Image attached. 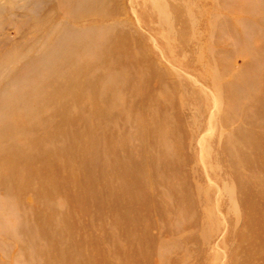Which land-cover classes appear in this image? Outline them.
I'll return each instance as SVG.
<instances>
[{"label":"rangeland","instance_id":"374dc122","mask_svg":"<svg viewBox=\"0 0 264 264\" xmlns=\"http://www.w3.org/2000/svg\"><path fill=\"white\" fill-rule=\"evenodd\" d=\"M0 264H264V0H0Z\"/></svg>","mask_w":264,"mask_h":264},{"label":"bare ground","instance_id":"6f19581e","mask_svg":"<svg viewBox=\"0 0 264 264\" xmlns=\"http://www.w3.org/2000/svg\"><path fill=\"white\" fill-rule=\"evenodd\" d=\"M84 87V86H83ZM80 88V87H79ZM80 90V89H79ZM82 91V90H81ZM73 99V98H72ZM66 103H68V102H66ZM145 131V130H144ZM57 138V137H56ZM242 139V138H241ZM244 141V140H243ZM145 142V141H144ZM260 147V146H259ZM105 148V147H104ZM106 149V148H105ZM255 155V154H254ZM81 156V155H80ZM76 159V158H75ZM77 159H78V157H77ZM92 160H94V159H92ZM137 163V162H136ZM139 163V162H138ZM138 166V165H137ZM153 166V165H152ZM247 181V180H246ZM248 183V182H247ZM246 188H248V187H246ZM250 226V225H249ZM74 230V229H73Z\"/></svg>","mask_w":264,"mask_h":264}]
</instances>
